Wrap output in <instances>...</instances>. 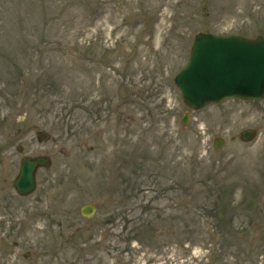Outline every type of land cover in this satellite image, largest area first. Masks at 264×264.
I'll use <instances>...</instances> for the list:
<instances>
[{
    "label": "rangeland",
    "instance_id": "374dc122",
    "mask_svg": "<svg viewBox=\"0 0 264 264\" xmlns=\"http://www.w3.org/2000/svg\"><path fill=\"white\" fill-rule=\"evenodd\" d=\"M202 31L264 35V0H0V262L264 264V98L185 106Z\"/></svg>",
    "mask_w": 264,
    "mask_h": 264
},
{
    "label": "water",
    "instance_id": "95a60500",
    "mask_svg": "<svg viewBox=\"0 0 264 264\" xmlns=\"http://www.w3.org/2000/svg\"><path fill=\"white\" fill-rule=\"evenodd\" d=\"M174 80L183 101L191 108H200L232 96L263 97L264 37L249 39L239 35L199 33L194 38L187 64ZM186 121L187 114L182 118L183 124ZM254 133L248 129L240 136L249 139ZM222 141L216 138L214 146L219 147ZM47 164L46 156L23 157L13 180L16 191L20 194L30 192L35 186L36 168ZM94 209V205L88 204L81 211L90 217Z\"/></svg>",
    "mask_w": 264,
    "mask_h": 264
}]
</instances>
